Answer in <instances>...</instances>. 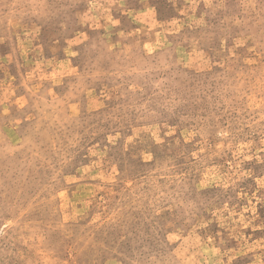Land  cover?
I'll list each match as a JSON object with an SVG mask.
<instances>
[{
  "label": "rangeland",
  "instance_id": "obj_1",
  "mask_svg": "<svg viewBox=\"0 0 264 264\" xmlns=\"http://www.w3.org/2000/svg\"><path fill=\"white\" fill-rule=\"evenodd\" d=\"M0 264H264V0H0Z\"/></svg>",
  "mask_w": 264,
  "mask_h": 264
}]
</instances>
